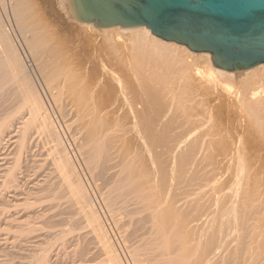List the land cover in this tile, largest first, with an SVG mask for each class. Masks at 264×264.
I'll use <instances>...</instances> for the list:
<instances>
[{"label":"bare ground","instance_id":"1","mask_svg":"<svg viewBox=\"0 0 264 264\" xmlns=\"http://www.w3.org/2000/svg\"><path fill=\"white\" fill-rule=\"evenodd\" d=\"M64 3L68 18L102 37L96 52L84 37L78 46L61 40L41 0H0V232H14V245L39 239L30 264H51L55 244L74 231L65 217L68 226L54 231L65 196L106 264L124 263L101 205L134 264H264V63L225 70L211 53L146 25L96 27ZM33 132L47 146L60 196L42 178L22 185L25 173L38 176L33 162L25 165ZM143 231L150 235L140 238Z\"/></svg>","mask_w":264,"mask_h":264},{"label":"water","instance_id":"2","mask_svg":"<svg viewBox=\"0 0 264 264\" xmlns=\"http://www.w3.org/2000/svg\"><path fill=\"white\" fill-rule=\"evenodd\" d=\"M96 27L146 25L167 41L209 52L216 67L239 71L264 63V0H71Z\"/></svg>","mask_w":264,"mask_h":264},{"label":"rangeland","instance_id":"3","mask_svg":"<svg viewBox=\"0 0 264 264\" xmlns=\"http://www.w3.org/2000/svg\"><path fill=\"white\" fill-rule=\"evenodd\" d=\"M41 3H42V5L43 4L49 5L50 11L46 12V17L50 21V24L55 28L56 33L58 36H60L61 40H63L66 43H70L72 45H74V43H75L76 46H78V43L80 41L82 42L81 39L84 37L83 39L85 40V42L87 41L88 47L91 48L92 46H94L96 49L94 51L93 50L92 51L93 52L97 51L98 46L101 45V41L103 42L102 37L100 38V35L93 34L90 32L85 33V29L80 28L76 22H74L71 18H68L67 17L68 14H65V11H64L65 10L64 0H41ZM84 35L85 36L87 35L86 38ZM16 36H17L16 43L18 45V48L21 51V53H22V55L26 61V64L29 66V70H32L33 62L31 60V58L28 56L27 50L25 49L19 34L16 33ZM99 40H101V41H99ZM98 41H99V44H98ZM100 52L101 51H99V53ZM35 75H36L35 76V82L37 84V87L39 89L41 97L43 98L49 112L51 113V115L53 117V113L51 112L52 108H54L52 100H51L49 93H48L46 87L44 86L41 78L37 75L36 72H35ZM56 116H57L58 123L54 119V117H53V119L55 120V123H56L58 130L60 129L59 128L60 125L62 126V128H64V125H63L60 117L57 114H56ZM34 133L35 132H33V134H31L32 137L30 136L29 137L30 140H28L29 141L28 142L29 150H28V158H27L28 160H27V162L25 161V163L29 162L30 164H25V165H33V163H34L33 166H36V169L38 171V173L36 174V175H38L37 176L38 178L35 175L31 176L29 174L30 172L25 173L26 175L24 177L26 179L33 178L35 180L33 181L31 179L32 181L28 182L29 179L26 180V179H24V177H22L23 178L22 185H24L23 187H25V185H28L26 187H29L30 185L32 186L35 182L36 183L39 182L37 180H39L41 178L43 179V177H44V180L41 179L39 184L40 183L43 184L44 182H42V181H45V180L47 182L50 181V182H48V184L51 185V188L53 187V189H51L52 191H54L53 193H55V194H58L59 192L61 193L62 188H60V185H61L60 184V178L58 177L59 175H57L56 171L54 170V165L48 160V156H47L48 150L46 149L47 146L45 145L44 141H42V139L40 140L39 136L36 133L35 134ZM61 134H62L61 135L62 138H64L63 133H61ZM33 135H34V137H33ZM11 161H13V160H11ZM33 176H35V177H33ZM24 180L26 182H28V184H26L24 182ZM31 182H34V183H31ZM23 183H25V184H23ZM89 183H91V184H89ZM86 186H87V188L91 194H92L91 190H93V192L96 193L95 195L98 197L97 191L94 188V186L90 180H89V182H86ZM59 189H61V190H59ZM27 190H30V188H27ZM58 190H59V192H57ZM63 197L66 199L65 196H63ZM63 197L62 198L59 197L61 200L59 199V202L56 203L57 205H56L55 209L53 208L54 209L53 212L56 210H59L57 212H54V213L59 212V215L56 216L57 218L59 217L58 218L59 221H60L61 217L67 218V220H68L67 222H66L65 218L63 219L64 222H66V223H68L71 220L73 223L74 231L72 232L71 235L68 236L67 243L65 246L61 245V243H58V245H60V247L57 244H55L56 246L53 248L54 250L52 251L53 254L51 255L52 258L50 260L51 261L50 263L51 264H106L104 261L105 257L103 255V252L98 247L97 243L94 241L90 231L87 228H85L84 225L80 224V222L78 220H75L76 216L73 215V211H71L72 209L71 208H70L71 210L69 209L70 204L67 202V199L65 201V199ZM92 197H93V195H92ZM93 199H94V197H93ZM94 201H95V199H94ZM98 201L100 202L99 197H98ZM99 207H100V205H99ZM99 213H100L102 222H103L106 230L109 232V235H110L113 243L115 244V247L117 248V250L121 256L123 263L124 264H134L132 261V258L130 256L129 249L125 246V244L123 243V241L120 238L117 231H115V228H114V226H113V224L109 218V215L107 214L106 210L104 209L103 205H101V207L99 208ZM60 214H61V216H60ZM63 220H61L60 221L61 223H60L56 220V218L54 219V222L57 221L54 223L56 225V226H54V228L56 227L55 229H57V231L54 230L55 232H58V230H61L62 228H65L66 226H68V224L66 225V223L64 224V222H62ZM62 224H64V225H62ZM62 226H64V227H62ZM4 227L5 226H3V228L1 229L2 232H0V237L2 240V242H0L1 243V245H0V264H30L31 256L34 255V253L38 251L40 245H42V241H40L39 239H37V241H36V239L35 240L32 239V240L36 241L37 245H39V246H37L36 244H34L36 246V247H34V245L31 244V246H33L35 248V250L32 247H30V248L28 247L29 244L31 242H33L32 240H31V242H27L24 244L17 243V245L16 244L14 245V243H15L14 238L15 237L11 236L10 237L11 240L8 238V235L12 231L10 233H7L9 231H5L6 230L5 228L8 229V227H5V228ZM14 231H15V229H14ZM5 233H6V235H5ZM13 233H11V234H13ZM146 234H144V231H143L140 234V235H142V237H140V238L148 237L150 235L149 233H146ZM6 236L9 239V241H8V239H7V241L5 240ZM40 239H41V237H40ZM38 240L40 242H38ZM4 242L7 244H5ZM12 244L14 246H17V248L13 247ZM25 245H28L27 247L31 250L26 248L27 250L25 249L26 251L24 250L23 251L24 253L22 254L21 251L24 248L21 246H25ZM18 246H20L23 249H21V251L20 250L18 251V249H20V247H18ZM74 254H75V256H74Z\"/></svg>","mask_w":264,"mask_h":264}]
</instances>
